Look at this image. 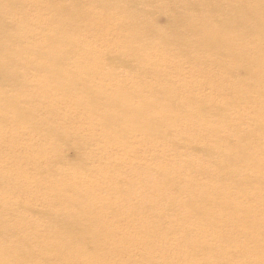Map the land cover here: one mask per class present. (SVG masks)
Returning a JSON list of instances; mask_svg holds the SVG:
<instances>
[{
  "label": "bare ground",
  "instance_id": "6f19581e",
  "mask_svg": "<svg viewBox=\"0 0 264 264\" xmlns=\"http://www.w3.org/2000/svg\"><path fill=\"white\" fill-rule=\"evenodd\" d=\"M138 1L108 0L103 6L92 2L85 8L104 13L118 9L123 12L117 17L133 37L127 39L125 49L119 53L123 58L115 63L128 72L138 70L145 59L142 68L145 82L130 87H123L122 81L115 79V83H110L100 77L99 71L98 75L75 74L80 69L74 71L68 59L79 51L86 63L83 47L80 45L70 52L51 46L54 41L64 43L66 36L76 37L75 24L62 36L50 37L45 53H40V49L24 45L23 35L28 30H15L10 18L0 16V91L4 92L7 84L13 82L27 95L35 87L43 93H49V88L65 98L73 109L61 111L58 117L63 121L60 120L59 126L55 115L38 124L30 108L23 110L21 105L17 106L16 98H2L15 112V126L31 122L38 133L43 128L48 130L51 141L50 153L40 155L44 159H11L6 164H2L6 160H0V209L6 208L1 204H9L8 195H18L17 201H22L25 198L22 195L30 190L52 193L56 195L52 204L66 224L61 230L53 227L56 236L49 246L27 245L19 250L17 223L5 219L1 213L0 256H8V260L0 264H102L105 261L123 264L124 260L117 256L126 253L130 259L144 254L154 247L153 238L160 243L165 240L159 232L167 229L172 230L171 238H175L176 246L185 244L205 261L211 255L212 264H231L219 252L215 243L217 233L213 232V238L209 237L210 233L198 236L190 233L199 225L220 227L229 222L254 227L258 240L251 244L256 256L261 258L264 252L261 250L264 0H145L141 15L132 9ZM72 8L74 13L84 11V7L76 4ZM156 13L166 15L164 26L154 23ZM95 16L88 14L85 19L93 20L97 30L105 24ZM76 17L73 13L66 16ZM56 26L68 25L60 18ZM139 41L145 45V57L137 48ZM114 46L117 48L119 43ZM29 51L46 64L34 62ZM94 51L89 50V59ZM189 62L196 68L188 70L185 64ZM241 67L245 68L246 76L224 88L223 84L231 81ZM31 72L38 77L36 86L27 85L26 78ZM48 80L54 85H48ZM250 82L254 84L251 91L247 89ZM204 89L209 90L207 99L201 98ZM22 94L25 100L26 95ZM52 116L53 111L49 110V118ZM223 117L248 127L235 129L233 134L239 142L228 143L227 147L215 140L229 136L223 128L231 122H223ZM190 120L198 124L193 129L183 125ZM194 129L197 133L191 136ZM137 136L143 145L163 143L158 163L145 164L143 159L132 158L129 151L123 153L126 157L119 153L110 158L111 150L129 148L130 139ZM70 146L77 149L73 161L64 152ZM93 146L109 151L108 159L99 155L94 160L108 162L95 163L93 178L80 181L78 174L87 168L85 157ZM62 163L65 165L59 166ZM9 164L18 165L20 170ZM32 164L37 166L34 168ZM7 171L17 180L7 182L4 179ZM122 174L127 179H122ZM48 182L52 183L50 188ZM110 192L118 194V200L103 198V194ZM256 205L260 208L256 209ZM228 214L235 218H226ZM153 217L159 221L156 226H150ZM86 240L93 243L96 260L83 258Z\"/></svg>",
  "mask_w": 264,
  "mask_h": 264
},
{
  "label": "rangeland",
  "instance_id": "374dc122",
  "mask_svg": "<svg viewBox=\"0 0 264 264\" xmlns=\"http://www.w3.org/2000/svg\"><path fill=\"white\" fill-rule=\"evenodd\" d=\"M92 2H98L97 4L103 6L108 0H0V16L3 14L4 17L10 18L15 30H28L25 35H23L26 40L24 41V45H31L34 49H40V53H45L47 49L46 42L50 37L57 34L58 36H62L63 32H65L71 25L75 24L78 30V35L76 37L66 36L64 43L60 44L57 41H54L51 43V46L55 48L62 47L64 49H69L70 52L79 49L80 45L83 47L85 50L83 53L86 54V57H84L86 63L81 60L79 51L72 56V59H68L70 67H73L74 71H78V68L80 69L79 72L75 73L76 75L80 72L89 75L96 73L98 75L99 71L101 73L100 77L106 78V80H109L112 84L115 83L114 79L116 81H122L121 85L123 87H130L145 82V73L142 70L145 66L144 58V62L142 61L140 63V68L135 71L130 70L127 72L123 67H119L121 65L115 63L119 58H123V55L121 56L119 53H122L120 51L121 49H125L124 44L127 39L131 40L130 37H133L131 33L125 30V25H121V18L117 17V15H121L123 12L119 11V9L113 11L110 10V12L106 13L102 12L100 9H96V11H93L92 9L86 10L85 8H88L93 4ZM75 4L84 7V11L74 13L72 6ZM144 8L145 0H139L132 5V9L139 15L143 14ZM68 13L77 14V17L74 19H68L66 18ZM88 14L96 15V19L99 18L105 25L101 28L97 27L96 30V25H94L93 20L85 19L88 17ZM60 18L65 19L66 25H68L67 27L58 28L56 26V21ZM166 21V15L164 13H156L154 15V23L156 25L164 26ZM116 42L119 43L117 48L114 46ZM140 43V41L137 43V48H139L141 56L145 57V45ZM90 49H95V51L89 59ZM31 52L32 51H29V56L35 58L34 62L46 64L42 59L35 56L33 57ZM79 64H82L83 67L85 64L86 67H78ZM185 67L189 70L196 68V65L189 62L185 64ZM245 76L246 70L241 67L233 75L231 81L223 84V87L226 88L232 86L234 81L243 79ZM96 77L97 76H95V80L97 81ZM26 79L27 85H37L38 77L36 73H29ZM46 83L50 86L54 85L50 80ZM47 89L49 90V93H43L38 90V87H35L33 93L27 95L17 82H13L7 84V88L4 92L0 91V160H6V162L1 161L2 164L8 163L11 159H44L43 157H40V155L46 156L50 153L51 138L49 137V131L43 128L38 133L31 126V122H28L23 126H15V112L11 109V106L9 107L2 100L3 97L16 98L18 103L17 106L21 105L23 110H29L30 108L36 115L34 122L40 124L42 121H49L54 118V115L55 117H58V115L61 114V111L71 109L70 103L65 101V98L59 97L56 95V92L49 88ZM247 89L250 91L253 90L254 84L250 82ZM204 90L205 93H203L201 98L207 99L209 97V90ZM22 93L26 95L25 100L22 99ZM179 99H182V95H180ZM50 105H53L54 107H49ZM49 110L53 111V116L50 118ZM58 119L59 121H55L57 126L61 125L60 120H62L60 116ZM221 120L227 123L231 122L229 125H224L225 128H223V132L227 133L229 136H224L220 139L215 137V140H220V144L224 147H227L228 143L233 144L239 142L238 136L233 134L234 130H246L248 127L246 125L235 124V119L231 121L227 117H223ZM195 122L196 121L194 120H190L186 121L183 125H188V128L193 129L195 125H198ZM76 123L79 125L78 120ZM195 133H197L196 129H194L193 132H190V135L195 136ZM141 140L142 139L137 136L130 139L128 143L130 146L129 148L120 147L117 150H111V152H113L110 154V158L113 159L116 157V154L119 153L124 155L123 153L129 151V153H132V158L143 159L145 164L158 163V161H160L158 157L162 156L163 143L158 142L151 145H143ZM130 142L133 143L130 144ZM134 142H137L138 144L134 145ZM262 148H264V146H262ZM151 149L154 151H151ZM102 150L103 149L97 146L88 149L89 155L85 157L87 168L79 172L78 179L80 181H89L90 178H93V167L95 163L98 165L99 162L105 164L108 162L105 159L94 160L97 159L94 156L99 155L108 159L107 154L109 151L106 150L104 152ZM145 151L148 153L145 154ZM64 152L69 160L73 161L77 157V149L74 146L66 147ZM124 157H126V155H124ZM184 159L191 158L185 157ZM9 165L14 169L20 170L18 165ZM32 165L34 168L37 166L36 164ZM64 165L65 164L62 163L59 166ZM4 176V179H6L7 182L17 180L16 176L8 173V171ZM126 177V174H122V179H127ZM51 186L52 183L48 182L47 187L50 188ZM30 191L31 192L22 195V197H25L22 201H17L20 198L18 195H8L6 200L9 204H1L2 207L6 208L4 211L0 209V215L3 213L5 219L10 218L17 223L16 231L19 232V239L16 242V245L19 247V250L27 245H38L42 247L49 246L56 236L54 230L56 228H60L61 230L63 224H66L64 218L59 214L60 212L57 211L55 205L53 206L52 204L56 195L52 193H40L36 190ZM102 196L108 201L118 200V194L113 192L103 194ZM258 208L260 207L256 205V209ZM226 218L231 219L235 217L228 214ZM158 222L159 221L153 217L150 221V226H156ZM70 226L71 225H69V228H71ZM53 227H55V229ZM254 231V227L248 223L229 222L225 224V226L222 225L220 227L199 225L193 227L190 230V233L195 236L210 233V238H213V235H215L213 232L217 233L218 239L215 243L219 248V252H222L223 256L227 257L231 264H264V252L261 253V258H259V256H256L255 249L251 244L253 240H258ZM159 233L165 240H161L160 243V240L153 238L151 242L154 243V247L146 251L144 254H138L135 257L132 256L133 258L131 257L130 259H127L130 256L125 253V257L124 255H119L117 256V259H123V264H212L210 258L211 255L205 257L207 258L205 261L197 255L195 250L187 248L185 244L176 246L175 238H171V229ZM220 233H224V235L219 236ZM161 237L159 238L161 239ZM209 242L210 244H214L212 240H209ZM157 245H161L162 248L159 249ZM261 245V250L264 251V241ZM83 249L86 252L83 255L85 260H96V256H94L95 249L90 240L85 241ZM7 260L8 256H0V261L4 262ZM40 264L44 263L42 262ZM102 264H110V261L102 262Z\"/></svg>",
  "mask_w": 264,
  "mask_h": 264
}]
</instances>
